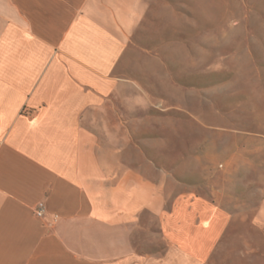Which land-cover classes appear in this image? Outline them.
<instances>
[{"label": "crops", "instance_id": "0c3cea01", "mask_svg": "<svg viewBox=\"0 0 264 264\" xmlns=\"http://www.w3.org/2000/svg\"><path fill=\"white\" fill-rule=\"evenodd\" d=\"M147 1L0 0V264H264L260 233L144 152L161 139L140 123L163 118L135 115L148 95L124 68Z\"/></svg>", "mask_w": 264, "mask_h": 264}, {"label": "rangeland", "instance_id": "374dc122", "mask_svg": "<svg viewBox=\"0 0 264 264\" xmlns=\"http://www.w3.org/2000/svg\"><path fill=\"white\" fill-rule=\"evenodd\" d=\"M147 2L151 22L134 33L124 68L148 95L150 108L135 115L163 118L140 123V137L161 139L144 152L164 155L171 179L218 197L235 217L232 230L264 239V222L256 218L264 200V0ZM200 210L177 206L170 214L189 220ZM221 260L227 264L225 249Z\"/></svg>", "mask_w": 264, "mask_h": 264}, {"label": "built area", "instance_id": "2783aa9c", "mask_svg": "<svg viewBox=\"0 0 264 264\" xmlns=\"http://www.w3.org/2000/svg\"><path fill=\"white\" fill-rule=\"evenodd\" d=\"M43 212H44L43 205H42V204L38 205V207H37L36 210H35V215H36L37 217H41L42 214H43Z\"/></svg>", "mask_w": 264, "mask_h": 264}]
</instances>
